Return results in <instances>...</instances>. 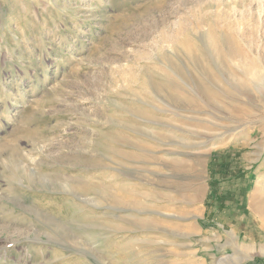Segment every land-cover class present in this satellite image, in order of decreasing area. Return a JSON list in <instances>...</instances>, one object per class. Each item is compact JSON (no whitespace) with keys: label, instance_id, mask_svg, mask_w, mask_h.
Segmentation results:
<instances>
[{"label":"rangeland","instance_id":"obj_1","mask_svg":"<svg viewBox=\"0 0 264 264\" xmlns=\"http://www.w3.org/2000/svg\"><path fill=\"white\" fill-rule=\"evenodd\" d=\"M0 264H264V0H0Z\"/></svg>","mask_w":264,"mask_h":264}]
</instances>
